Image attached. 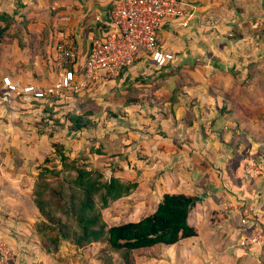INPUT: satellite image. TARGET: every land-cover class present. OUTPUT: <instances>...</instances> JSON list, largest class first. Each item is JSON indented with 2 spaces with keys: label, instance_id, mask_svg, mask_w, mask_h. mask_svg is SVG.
Segmentation results:
<instances>
[{
  "label": "rangeland",
  "instance_id": "1",
  "mask_svg": "<svg viewBox=\"0 0 264 264\" xmlns=\"http://www.w3.org/2000/svg\"><path fill=\"white\" fill-rule=\"evenodd\" d=\"M43 1L48 5L42 6L44 11L40 9L36 13L38 15L32 18V11L26 10L28 4L21 6L19 0H0V14L8 16L9 25L0 38V54L4 50L12 54L14 43L20 47L25 45L42 50L45 56L41 61H44L42 65L45 70L36 77L38 81L29 83L47 86L59 75L58 58L52 49H55L54 41L59 34L66 33L67 27L57 24L63 12L62 5L55 7L56 0ZM45 13L46 19L43 17ZM232 15L237 19L230 27L232 37L238 41L229 42L230 49H223L216 55L210 53L207 56L206 52L205 56L190 60L186 64L193 70L195 66L201 68L197 73H188L186 78L180 76V79H188L204 89L210 87L216 90L220 94L216 106L219 116L228 113L227 107L223 106L224 99L229 95L228 90H234L236 97L233 96V101L253 100L256 97V103L261 106L258 113L264 118V0H240V4L233 8ZM38 18L40 20L37 21ZM29 22L43 25L36 42L32 38L24 39L30 34L27 30ZM0 25L3 27L5 22L0 21ZM222 34L229 39L227 32ZM46 46H50L48 53ZM11 56H0V79L5 75L3 69L18 61ZM207 65L218 70L208 73L205 71ZM171 75H174L173 70L169 72ZM142 81L136 78L115 86L117 82L101 80L87 91L64 93L48 104L27 102L20 98L4 102L0 95V103L6 105L5 112H0V242L5 247L7 264H122L123 253L112 252L104 240L84 248L74 244L76 226L67 213L66 195L56 187L65 176L72 175L70 168H63V156L68 165L74 162L76 166L98 175L101 181H108L117 174L124 176L119 178L123 183L135 184L128 196L110 202L101 210L102 219L108 226L135 222L152 213L159 195L155 196L148 187H143L140 173L129 168L128 174L132 175L131 178L127 177L126 168L118 169L114 168V163L110 164L108 159L114 155L97 157L98 151L104 149L105 145L109 147L118 136L131 130V117L127 111L131 106L129 104H139L136 107L146 112L144 120L157 121L155 113L148 112L151 107L143 105L149 92L136 87L146 83ZM15 82L26 83L20 79ZM221 97L224 98L222 101ZM2 104L0 106H4ZM219 107L222 108L218 110ZM165 111L167 114L173 113V105H168ZM69 115L85 116L90 127L77 132L70 130ZM258 154L254 155L253 160L258 161L255 157ZM42 180L49 187L39 189L37 185ZM40 198L47 200L45 210L53 221L48 220L45 212L38 208L36 201ZM212 217L213 221L215 217ZM238 218V231H233L231 238L224 234L219 244L207 242L202 244L200 250L196 248V242L179 249L161 245L138 250L132 253L130 264H264V245L239 246L242 240L255 233L254 227L264 232L263 223L247 211H243L242 217L239 215ZM242 219H246L248 225H243ZM59 221L65 228L58 225ZM204 236L205 233H202L203 239Z\"/></svg>",
  "mask_w": 264,
  "mask_h": 264
},
{
  "label": "crops",
  "instance_id": "2",
  "mask_svg": "<svg viewBox=\"0 0 264 264\" xmlns=\"http://www.w3.org/2000/svg\"><path fill=\"white\" fill-rule=\"evenodd\" d=\"M119 1H54L55 7H63L58 21L55 19L54 22L67 27L64 34L73 36L80 60L88 55L91 39L103 36L109 28L111 13ZM20 3L21 6L28 4L26 10L32 11V18L40 9L44 11L42 6L48 5L43 0H19ZM239 4L240 0H182L188 15L187 26L165 21L157 36L158 45L174 56V62L166 68L158 69L148 58L142 57L118 79L111 81L117 82L115 86L136 78L146 81L136 87L149 92L146 93L143 105L151 107L148 112H154L157 121L153 123L144 120L146 112L136 107L139 104H129L131 106H128L127 111L131 117V130L118 136L109 147L105 145L101 150L104 154L97 157L108 158L114 155L108 159L110 164L114 163V168H126L127 177L132 175L128 174L129 168L136 169L143 179V187H148L155 196L159 195L157 203L166 193L198 198L189 219L197 236L183 239L170 246L172 248L179 249L196 242V248L200 250L202 244L207 242L219 244L224 234L231 238V233L238 231V217H242L243 211L256 216L264 225V118L258 113L261 112L258 111L261 106L256 103L257 98H236L239 102L233 101V96L236 97L234 90H228L230 97L220 98L221 101L225 100L223 106L227 107L228 113L219 116L216 106L220 94L216 90L210 87L204 89L190 83L188 79H180L182 75L198 72L200 66H195L193 70L186 64L190 60L205 56L206 52L207 56L210 53L216 55L223 49H230L229 42L238 41L232 37L230 27L237 20L232 15L233 8ZM43 17L46 19L47 14H43ZM42 27L40 22H29L27 30L30 34L24 36V39L32 38L35 42L39 40ZM224 32H227L229 39L223 36ZM57 43L56 39L55 49L52 50H56ZM49 49L50 46H46L47 53ZM12 50V54L5 50L0 54L4 58L12 55L18 60L3 69L4 76L14 81L24 80L26 83L23 84L38 81L36 77L45 70L42 65L44 61H41L45 53L37 47H20L17 43H14ZM171 70L173 76H169ZM211 70L215 72L218 69L213 66L205 69L208 73ZM126 86L129 87L128 83ZM2 105L0 112H5L6 105ZM168 105H173L171 114L165 111ZM257 152L263 153L256 157L261 161L259 172L250 165V160ZM114 176L124 177L117 174ZM202 233H205V239L201 237Z\"/></svg>",
  "mask_w": 264,
  "mask_h": 264
},
{
  "label": "built area",
  "instance_id": "3",
  "mask_svg": "<svg viewBox=\"0 0 264 264\" xmlns=\"http://www.w3.org/2000/svg\"><path fill=\"white\" fill-rule=\"evenodd\" d=\"M187 19L182 0H120L111 13L109 28L103 36L91 39L89 53L83 60L79 58L73 36L59 34L55 51L60 72L56 80L42 86L21 84L9 76H2V101L10 102V99L20 98L27 102H44L53 97H61L64 93L78 94L101 80L118 79L142 57L148 58L156 68L161 69L174 62V56L158 45L157 36L161 24L165 21L179 22L186 27ZM250 162L257 172L261 161L252 159ZM241 223L248 225L246 219H242ZM254 231L239 246L264 245V232L256 227ZM5 252L0 242V264H7Z\"/></svg>",
  "mask_w": 264,
  "mask_h": 264
},
{
  "label": "trees",
  "instance_id": "4",
  "mask_svg": "<svg viewBox=\"0 0 264 264\" xmlns=\"http://www.w3.org/2000/svg\"><path fill=\"white\" fill-rule=\"evenodd\" d=\"M7 18L5 13L0 14V21L5 22L3 27L0 25V38L9 27ZM0 95L2 100V88ZM56 98L58 97L34 103L48 104ZM84 117L82 115H69L70 130L77 132L88 129L90 123ZM102 154H104L102 151L97 153V155ZM262 154H258V156ZM65 161L66 158L62 156L63 168H70L72 175L69 174L60 180L56 189L61 194L66 195L64 201L65 205H68L67 213L76 226L73 235L74 244L78 248H84L104 240L112 252L123 253L122 264H130V257L135 251L161 245L170 247L183 239L197 236V231L189 224V219L196 207L198 198L185 194H163L150 215H146L135 222L108 226L102 219L101 210L106 208L110 202L128 196L135 184H125L115 176L108 181H101L98 175L86 168L76 166L74 162L68 165ZM245 166H248V162ZM249 175L252 178V171ZM37 186L39 189L49 187L43 180ZM36 204L42 212H45L47 219L53 221L50 213L45 210V206L48 204L47 200L40 198ZM58 225L62 229L65 228V225L60 221ZM62 232L65 234L63 230Z\"/></svg>",
  "mask_w": 264,
  "mask_h": 264
}]
</instances>
